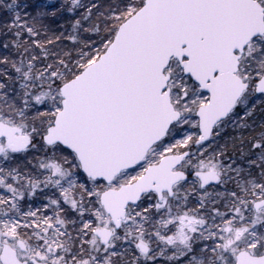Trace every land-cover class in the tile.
Listing matches in <instances>:
<instances>
[{
	"label": "snow or ice",
	"instance_id": "snow-or-ice-1",
	"mask_svg": "<svg viewBox=\"0 0 264 264\" xmlns=\"http://www.w3.org/2000/svg\"><path fill=\"white\" fill-rule=\"evenodd\" d=\"M0 264H264V0H0Z\"/></svg>",
	"mask_w": 264,
	"mask_h": 264
},
{
	"label": "rangeland",
	"instance_id": "rangeland-1",
	"mask_svg": "<svg viewBox=\"0 0 264 264\" xmlns=\"http://www.w3.org/2000/svg\"><path fill=\"white\" fill-rule=\"evenodd\" d=\"M29 2L30 3H43V2H45V0H29ZM30 11L32 10V9H29Z\"/></svg>",
	"mask_w": 264,
	"mask_h": 264
}]
</instances>
